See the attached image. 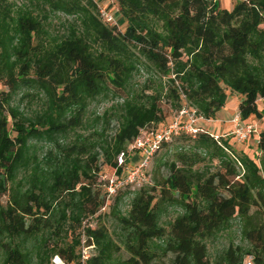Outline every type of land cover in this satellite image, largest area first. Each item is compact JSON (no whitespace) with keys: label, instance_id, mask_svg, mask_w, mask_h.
<instances>
[{"label":"trees","instance_id":"trees-1","mask_svg":"<svg viewBox=\"0 0 264 264\" xmlns=\"http://www.w3.org/2000/svg\"><path fill=\"white\" fill-rule=\"evenodd\" d=\"M220 1L117 0L123 28L93 0H0V264H80L83 246L95 247L86 264H264V132L257 162L205 129L162 144L156 154L186 143L153 185L108 199L99 182L104 167L127 174L130 146L167 122L164 104L211 120L229 90L243 122L264 120V0ZM110 100L91 124V106ZM235 223L242 243L212 262L209 243Z\"/></svg>","mask_w":264,"mask_h":264},{"label":"rangeland","instance_id":"rangeland-1","mask_svg":"<svg viewBox=\"0 0 264 264\" xmlns=\"http://www.w3.org/2000/svg\"><path fill=\"white\" fill-rule=\"evenodd\" d=\"M236 1L237 0H221L220 5L222 8L230 10V9H232V7ZM117 18L119 20L120 26H122L124 28L125 22L123 21V19L119 15V13L117 14ZM65 19H66V17L64 15H58V17L53 18V30L55 33L63 30L62 23H64ZM147 77H148V73L145 71H142L140 74L136 75L134 78V81H133L134 87L135 88L141 87V85H143V83L145 82ZM2 91H8V88L6 86H4L3 84H0V92H2ZM228 95H229V97H228V101L225 105V111H222V112L229 113L230 115L232 114V118L230 120V121H232L234 116L237 113H240V104L242 101H240V99H239L240 95H238L237 93H231V91L228 90ZM20 98L21 97L19 96L16 99V102H18ZM113 103L114 102L112 100H110V101H104V102H99L97 104H93L90 108L89 116H88L90 123L92 124L95 116L102 115L106 109H108L109 107H111L113 105ZM21 105L24 108L26 106H29L28 100L27 99L24 100V102H22ZM262 106H264V100H261V99L257 100V107L259 110L262 108ZM164 109H165V113L167 116V122L161 128L166 126L171 121L172 116H173L172 114L174 112L168 104H164ZM222 112H221V114H223ZM247 121L248 122H243V124L254 125L255 130H256L254 133H252L249 136V138H247L245 141H239V139L234 134L235 128L233 127V129H231L232 133H231L230 137L229 138L224 137V139H228L232 149L235 152L244 153V154L248 155L250 158L255 159L257 162L259 152L257 151V144L256 143H257V137H258L259 133L264 132V120H258V119L251 117ZM201 123L203 125L205 124L204 122H201ZM111 126L116 127V123L111 124ZM233 126H234V124H233ZM110 131L111 130H108V134L112 133V131L111 132ZM222 133H220L217 136L221 137L220 135ZM214 135H216V134H214ZM147 137H149V133L147 131H145L144 133L141 134L142 139H146ZM185 144L186 143H180V142L175 140L169 146L162 148L156 155H154L152 157V159L149 161L148 167L145 170V176H146L147 180L143 184L153 185L155 176L157 178H160L161 176L165 177L168 174V170L164 166H161L159 168V164H158L159 160H164V161L165 160H173L174 159L173 154L176 152L177 148H180ZM130 155H131V157H130V161H129L128 165L130 167H135V166L139 165L141 162V158H142V152L139 150L130 151ZM102 174H104V175L102 178L99 179V182L103 181L104 183H107L110 178L114 177L112 174V171L108 167L103 168ZM131 197H132V194H130L126 197L125 203L123 205L124 211L128 210L127 204H128L129 198H131ZM6 201H7V199L5 198L4 202L6 203ZM110 202L113 203L114 200L113 201L111 200ZM105 212H109V208H107L105 210ZM178 212H179V210H177V209H169L167 215L163 219V223L166 227H169V222H172L175 219ZM111 223H112V220L110 219L109 225ZM95 224H96V222L93 223V225H95ZM230 243H235V244H241L242 243L241 236H240V227L237 223L234 224L233 228H231L227 232L220 234L217 238H215L214 240H212L209 243L210 260L212 262H215L216 259L222 253V251L225 248H227ZM120 257L122 259L126 260L129 258V255L125 251H122ZM1 259H2V253L0 251V261H1ZM157 264H170V260L166 258V259L159 261Z\"/></svg>","mask_w":264,"mask_h":264},{"label":"built area","instance_id":"built-area-1","mask_svg":"<svg viewBox=\"0 0 264 264\" xmlns=\"http://www.w3.org/2000/svg\"><path fill=\"white\" fill-rule=\"evenodd\" d=\"M99 10L101 18L110 26H120L117 14L119 13V7L117 0H93ZM201 122H210L203 115H201L196 109L185 105L179 112H176L172 116V120L163 128L159 129L155 133H150L149 137L137 139L129 148V151L139 150L142 152V158L139 165L130 167L128 165V172L125 176L118 178L113 177L108 180L107 191L108 199L115 195L118 188L131 185L134 189L140 188L144 182H146L145 170L148 167L149 161L160 149L163 143H169L175 136L180 134H188L196 136L201 132H205V129L200 126ZM232 123L234 124V134L239 141H245L249 136L254 133L255 126L250 124H243L241 113H237ZM143 131L142 133H144ZM214 135V134H213ZM217 140L219 136L214 135ZM119 165H125V155L121 154L118 158ZM106 209L103 208V211ZM85 243V240L83 241ZM95 252L94 246H83L81 251L80 264H86ZM52 264H76L74 262L69 263L63 260L59 256L52 258ZM243 264H253L251 257H246Z\"/></svg>","mask_w":264,"mask_h":264},{"label":"crops","instance_id":"crops-1","mask_svg":"<svg viewBox=\"0 0 264 264\" xmlns=\"http://www.w3.org/2000/svg\"><path fill=\"white\" fill-rule=\"evenodd\" d=\"M239 97H240L239 98L240 101H242V97L241 96ZM222 111H225V107L217 113L215 119H211L210 122H204L205 123L204 125L200 123V126L206 129L207 131H210L212 134L219 135L220 133L223 132L220 136L229 138L232 133L231 129H233L234 127L232 121H230L232 118V114L230 115L229 113H224ZM221 112L223 114H221Z\"/></svg>","mask_w":264,"mask_h":264}]
</instances>
